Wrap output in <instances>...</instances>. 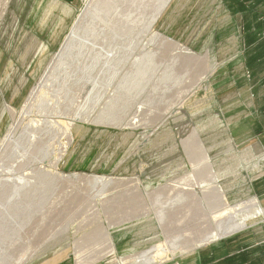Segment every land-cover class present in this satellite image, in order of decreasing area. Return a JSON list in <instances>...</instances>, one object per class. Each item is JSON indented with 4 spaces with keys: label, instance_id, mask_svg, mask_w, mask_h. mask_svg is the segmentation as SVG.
<instances>
[{
    "label": "rangeland",
    "instance_id": "374dc122",
    "mask_svg": "<svg viewBox=\"0 0 264 264\" xmlns=\"http://www.w3.org/2000/svg\"><path fill=\"white\" fill-rule=\"evenodd\" d=\"M156 3L0 0V264H143L156 251L195 264L232 238L264 245L261 215L177 247L243 201L264 210V2L169 0L148 32ZM62 124L71 143L56 161Z\"/></svg>",
    "mask_w": 264,
    "mask_h": 264
},
{
    "label": "bare ground",
    "instance_id": "6f19581e",
    "mask_svg": "<svg viewBox=\"0 0 264 264\" xmlns=\"http://www.w3.org/2000/svg\"><path fill=\"white\" fill-rule=\"evenodd\" d=\"M127 1V0H126ZM137 2H139V0H136ZM158 3H156V6L154 4V9L148 14L146 15L147 17L145 18V21L143 20V22H145V28L146 31L149 32L153 22L156 20V18L159 16L160 12H162V10L164 9V7L166 6V4L168 3L169 0H157ZM103 2V1H102ZM121 2V1H120ZM141 2V1H140ZM107 3V2H106ZM105 3V4H106ZM109 3V2H108ZM131 3V2H130ZM142 3V2H141ZM104 4V5H105ZM135 4V3H132ZM139 4V3H138ZM124 5V3H123ZM141 6V4H139ZM139 5L137 6V8L140 9ZM147 5V4H146ZM149 6V5H148ZM125 7V6H124ZM132 7V6H131ZM127 8V7H126ZM125 8V9H126ZM129 11H130V6L128 7ZM147 8V7H146ZM124 9V10H125ZM127 10V9H126ZM132 10V9H131ZM146 10V9H145ZM144 11V9H143ZM128 12V11H127ZM132 13V11H130ZM135 12V11H134ZM142 13V12H141ZM145 13V12H144ZM125 15V14H124ZM143 15V13H142ZM135 16V15H134ZM144 16V15H143ZM135 18V17H134ZM133 18V19H134ZM132 19V20H133ZM144 19V18H143ZM120 20V19H119ZM135 20V19H134ZM139 20V18H138ZM136 20V21H138ZM123 21V20H122ZM119 22V21H118ZM130 22V20H129ZM135 22V21H134ZM125 23V22H124ZM127 23V22H126ZM119 24V23H117ZM137 24V23H136ZM116 25V24H115ZM120 25V24H119ZM122 25V24H121ZM128 25V24H127ZM133 25V22H132ZM144 25V23H143ZM135 26V25H134ZM141 26V25H140ZM115 27V26H114ZM117 27V26H116ZM124 27H126L124 25ZM129 27V26H128ZM136 27V26H135ZM74 28V27H73ZM73 28L69 31L70 33L67 34L66 38L64 39V45H66V43L69 41V38L74 37L75 36V30H73ZM120 28V27H119ZM131 28V27H130ZM137 28V27H136ZM135 28V29H136ZM143 28V27H142ZM121 29V28H120ZM73 30V31H72ZM92 30V29H91ZM143 30V29H142ZM141 30V31H142ZM98 31V30H97ZM116 31V30H115ZM117 31H119V29H117ZM122 31V30H121ZM129 31V30H128ZM145 31V30H144ZM131 32V31H130ZM129 32V33H130ZM133 32V31H132ZM131 32V34H132ZM123 33V32H122ZM126 33V31H125ZM128 33V32H127ZM128 33V34H129ZM143 33V31H142ZM99 34V33H98ZM130 34V35H131ZM71 35V36H70ZM127 36V35H126ZM134 39V38H133ZM62 43V45H63ZM117 73V72H116ZM111 74V73H110ZM63 125V124H62ZM61 125V126H62ZM61 138L60 140L57 141L58 144V155L56 158V161H58L62 156H63V152L64 149H66L68 147V145H70L71 143V134H70V126L64 124L61 128ZM52 135V134H51ZM45 145L46 147V154L47 152H49L50 148H48V146L51 145L50 142H46ZM250 151V150H249ZM246 153V152H245ZM196 156V155H195ZM250 163V162H249ZM255 164V163H254ZM226 200V199H225ZM211 201V200H209ZM220 201V200H219ZM222 202V200H221ZM226 202V201H225ZM217 204V203H215ZM223 205V204H222ZM25 206V205H24ZM225 206V205H224ZM228 206V205H227ZM249 207L251 208V210H249ZM1 209V208H0ZM5 212V211H4ZM264 215V210L262 208L259 207L257 200L253 197L249 200L243 201L241 202V204L239 206L236 207V209L233 211V207L230 208V214H228L227 217H225L224 219L222 218H217L219 221H217L216 223L213 224V228H207L205 231H203V233H201V235L197 236L196 238L193 239V241L190 244H186V248L181 249V246H177L181 252H185L188 251V249H192L193 247H197L199 245L202 244H208L211 243L213 241H216L220 238L226 237L227 235H230L234 232L243 230L247 227V222L254 220L255 218ZM2 217V215H1ZM204 230V229H203ZM208 230V231H207ZM207 231V232H206ZM171 247H176V244H172ZM174 248V249H175ZM172 249V251L174 250ZM69 254V253H68ZM6 254L2 255V253L0 254V258H2L3 256H5ZM174 256H172L171 252L168 251L166 252H162V251H156L154 254H152L149 258H147V260L143 263V264H161L165 261H169L173 258ZM3 260V259H2ZM51 261V260H50ZM3 262V261H1ZM2 264V263H1ZM5 264V263H4ZM138 264H142V263H138Z\"/></svg>",
    "mask_w": 264,
    "mask_h": 264
},
{
    "label": "crops",
    "instance_id": "0c3cea01",
    "mask_svg": "<svg viewBox=\"0 0 264 264\" xmlns=\"http://www.w3.org/2000/svg\"><path fill=\"white\" fill-rule=\"evenodd\" d=\"M264 2V0H259ZM231 4V10H234ZM175 8V6L173 7ZM242 12L244 10L242 9ZM168 20V19H167ZM165 21V20H164ZM169 24L166 22L163 25V31L167 29ZM249 25V24H248ZM248 27V26H247ZM264 38V34L262 35ZM258 74V71H251L252 75ZM264 76V71L260 73ZM261 107L258 109V117L255 121L256 126H253V130L260 131L264 124V114L261 111ZM262 123V125H260ZM254 191L257 195H264V178L254 181ZM242 237H236L229 239L218 244H214L206 249V251L199 254L200 258L195 259V264H264V245L262 242H249ZM208 257V261L201 262L202 257Z\"/></svg>",
    "mask_w": 264,
    "mask_h": 264
},
{
    "label": "trees",
    "instance_id": "16d2710c",
    "mask_svg": "<svg viewBox=\"0 0 264 264\" xmlns=\"http://www.w3.org/2000/svg\"><path fill=\"white\" fill-rule=\"evenodd\" d=\"M259 56H254L253 58H252V61H257V60H259Z\"/></svg>",
    "mask_w": 264,
    "mask_h": 264
}]
</instances>
